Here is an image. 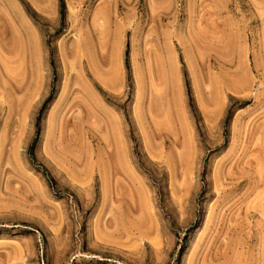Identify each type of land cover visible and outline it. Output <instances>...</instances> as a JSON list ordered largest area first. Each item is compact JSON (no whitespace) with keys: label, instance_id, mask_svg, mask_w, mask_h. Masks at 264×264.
<instances>
[{"label":"rangeland","instance_id":"1","mask_svg":"<svg viewBox=\"0 0 264 264\" xmlns=\"http://www.w3.org/2000/svg\"><path fill=\"white\" fill-rule=\"evenodd\" d=\"M0 264H264V0H0Z\"/></svg>","mask_w":264,"mask_h":264},{"label":"crops","instance_id":"2","mask_svg":"<svg viewBox=\"0 0 264 264\" xmlns=\"http://www.w3.org/2000/svg\"><path fill=\"white\" fill-rule=\"evenodd\" d=\"M21 18L24 22V47L23 52L26 55L25 59V71L27 77L35 76L34 66H35V57H37V64L38 66L42 65L45 66L47 63V55H46V47L42 44L38 39L37 36L39 34V28L32 22V20L28 17V15L21 11L20 14ZM38 70V69H37ZM36 76L44 78V75H40L37 71ZM102 109L105 114H100V118L106 122V114H107V105H103ZM142 125H146V122L143 120Z\"/></svg>","mask_w":264,"mask_h":264},{"label":"trees","instance_id":"3","mask_svg":"<svg viewBox=\"0 0 264 264\" xmlns=\"http://www.w3.org/2000/svg\"><path fill=\"white\" fill-rule=\"evenodd\" d=\"M62 15H63V17H64V13H62ZM126 63H127V68H128V70H130V67H129V65H128V61H126ZM52 65H53V62H52Z\"/></svg>","mask_w":264,"mask_h":264}]
</instances>
